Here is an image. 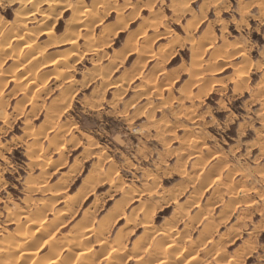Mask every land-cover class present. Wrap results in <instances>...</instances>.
I'll return each mask as SVG.
<instances>
[{
	"label": "rangeland",
	"instance_id": "374dc122",
	"mask_svg": "<svg viewBox=\"0 0 264 264\" xmlns=\"http://www.w3.org/2000/svg\"><path fill=\"white\" fill-rule=\"evenodd\" d=\"M52 1L0 0V264H12L23 217H44V259L85 208L96 224L131 192L156 230L182 235L199 215L182 235L195 264H264V0H63L54 12ZM75 8L92 12L73 47L64 27ZM28 10V30H15ZM109 164L81 196L85 178ZM74 194L82 201L72 209ZM133 203L102 236L132 250L124 264L141 252L132 246L142 229L123 227Z\"/></svg>",
	"mask_w": 264,
	"mask_h": 264
},
{
	"label": "bare ground",
	"instance_id": "6f19581e",
	"mask_svg": "<svg viewBox=\"0 0 264 264\" xmlns=\"http://www.w3.org/2000/svg\"><path fill=\"white\" fill-rule=\"evenodd\" d=\"M25 2H26V0H24ZM30 1H32L33 2V0H30ZM38 1V0H37ZM66 1V0H65ZM98 1V0H97ZM50 2V1H49ZM53 2V1H52ZM79 2V1H78ZM96 1H94V3H95ZM104 2V1H103ZM35 3V2H34ZM55 5V7L52 9V8H50L53 12H54V9L57 7V9H59L60 7H62L63 5H65L66 6V4H65V2H63V0H60V1H58L57 0V2L55 3V2H53ZM79 3H81V2H79ZM99 3V2H98ZM102 3V2H101ZM49 4H51V2L49 3ZM71 4V3H70ZM91 4H93V2L91 3ZM100 4V3H99ZM105 4V3H104ZM35 6V5H34ZM65 6H64V8H65ZM68 6H69V4H68ZM84 6H87V5H84ZM96 6V5H95ZM30 7V6H29ZM77 7H81V6H77ZM69 8V7H68ZM74 9V8H73ZM77 8H75V14H74V17H72V19L70 20V22H68L67 21V19H66V21L68 22V23H65L66 25H65V30H64V34H65V36H66V39L68 40L67 42H69V44L70 45H72L73 47H75L76 46V41H77V38L79 37L77 34H76V31L79 29H81V28H84L85 26H87V25H89L88 24V21L86 20V18L87 17H89V15L91 14V12H89L90 10V8L87 10L86 8H84V9H82V8H80V9H82V10H76ZM96 9V8H95ZM102 9H104V7H102ZM60 10V9H59ZM69 10V9H68ZM67 10V11H68ZM91 10H92V8H91ZM99 10V7H97V11ZM106 10V9H105ZM32 11V10H31ZM51 11V12H52ZM58 11V10H57ZM88 11V13H90L89 15L88 14H86V12ZM137 11V10H136ZM183 11V10H182ZM33 12V11H32ZM50 12V13H51ZM81 12V13H80ZM72 13V12H71ZM21 14V13H20ZM32 13H29V10L28 11H26V12H24L23 14H21V15H19L18 17H17V19L15 20L16 22H15V27H14V29L16 30L17 29V31H19V30H22L21 28H24L23 30H28V29H26L25 28V26H24V22H26V20H28V19H30L28 16H30ZM49 14V13H48ZM48 14H47V17H45V18H43V20L45 21V22H47L48 20H49V17H48ZM53 14V13H52ZM22 15H24L25 17L23 18L22 17ZM71 15V14H70ZM88 15V16H87ZM92 15H95V11H94V13L92 14ZM91 15V20H92V17H94V16H92ZM45 16V15H44ZM59 16V15H58ZM15 17V18H16ZM71 18V17H70ZM191 18V17H190ZM34 19V18H33ZM69 19V18H68ZM89 20V19H88ZM189 20V19H188ZM195 20V19H194ZM42 21V20H41ZM65 21V22H66ZM95 21V20H94ZM40 22V21H39ZM192 19H190L189 21H188V24H190V26H191V24H192ZM49 23V22H48ZM22 24V25H21ZM21 26H24V27H21ZM52 26H53V23H52ZM92 27V26H91ZM14 29H13V31L12 32H14ZM23 30H22V32H23ZM88 31V30H87ZM11 32V33H12ZM16 32V31H15ZM18 33H20V32H18ZM22 34L23 33H20V34H16L15 36V38H16V40L17 41H19V42H21L22 41V38H25L24 37V35H23V37H22ZM52 35V34H51ZM206 35V34H205ZM12 36V35H11ZM24 40V39H23ZM17 41L15 42V43H17ZM62 41V40H61ZM65 41V40H64ZM202 41V40H201ZM14 43V45L16 46L17 44H19V43H17V44H15ZM24 43V42H23ZM192 43V42H191ZM95 44V43H94ZM193 45V44H192ZM192 45H191V47H192ZM31 46V45H30ZM96 46V45H95ZM226 46V45H225ZM240 46V45H239ZM18 47V46H17ZM98 47V46H97ZM12 48V47H11ZM32 48V47H31ZM28 49H30V47H28ZM35 49V48H34ZM39 50V49H38ZM17 51V50H16ZM39 51H41V50H39ZM79 51V50H78ZM85 51H86V49H85ZM100 51V48H96L95 50H93L92 52H90L89 54L92 56V55H96L98 52ZM158 51V50H157ZM30 52H31V50H29V54H30ZM34 52V51H33ZM33 52H31V53H33ZM42 52V51H41ZM41 52H39V53H41ZM70 52H72V51H70ZM35 53V52H34ZM33 53V54H34ZM43 53V52H42ZM215 53V52H214ZM26 55V54H25ZM36 55H38V53H36L35 54V56ZM41 55V54H40ZM53 55V54H52ZM138 56L137 57H139V56H141V55H139V54H137ZM30 56V55H29ZM31 56H32V54H31ZM34 56V61L38 58V56H36L35 57ZM42 56V55H41ZM40 56V58H42ZM69 56V55H68ZM102 56H103V54H102ZM213 56V55H212ZM33 57V56H32ZM47 57V56H46ZM36 58V59H35ZM63 58V57H62ZM65 58V57H64ZM67 58V57H66ZM39 59V58H38ZM43 59V58H42ZM41 59V60H42ZM70 59H71V57H70ZM198 59V58H197ZM40 60V61H41ZM46 60V59H45ZM51 60V59H50ZM19 61V60H18ZM73 61H74V59H73ZM24 62V61H23ZM50 62V61H49ZM48 62V63H49ZM68 62V61H67ZM36 63V62H35ZM35 63H34V65H35ZM43 63H44V61H43ZM65 63V62H64ZM63 63V64H64ZM54 64V63H53ZM69 64V63H68ZM21 65V64H20ZM33 65V64H32ZM38 65V64H37ZM59 65V64H58ZM65 66V65H64ZM108 66V65H107ZM243 67L245 66V65H242ZM136 67V66H135ZM248 66L246 65V68H247ZM93 68V67H92ZM21 69L22 70H24L22 67H21ZM26 69H27V67H26ZM33 69H34V67H33ZM29 70V69H28ZM31 70V69H30ZM244 70L245 69H243V68H236L235 69V72H234V75L235 76H237V77H243V75H244ZM25 71V70H24ZM97 71V70H96ZM156 72H157V70H156ZM192 72V71H191ZM23 74V73H22ZM246 74V73H245ZM26 75V74H25ZM192 75V74H191ZM27 76V75H26ZM35 76V75H34ZM33 76V77H34ZM29 77V76H28ZM230 77V76H229ZM241 77V78H242ZM31 78V77H30ZM192 78V77H191ZM197 78V77H196ZM29 79V78H28ZM27 80V79H26ZM30 80V79H29ZM33 80H34V78H33ZM37 80V79H36ZM203 80V79H202ZM31 82H33V81H31ZM24 83V82H23ZM147 83V82H146ZM34 84V83H33ZM239 85V84H238ZM238 85H236V86H238ZM26 86V85H25ZM27 88V87H26ZM117 89V88H116ZM26 90V89H25ZM117 91V90H116ZM120 91H121V89H120ZM123 91V90H122ZM62 93V92H61ZM139 94V93H138ZM55 108V107H54ZM126 108V107H125ZM144 110V109H143ZM54 113V112H53ZM50 115V114H49ZM51 117V116H50ZM131 117V116H130ZM56 118V117H55ZM47 120H49V119H47ZM50 120H51V118H50ZM49 122V121H48ZM51 123V122H50ZM32 126V125H31ZM35 135L37 136V133H35ZM54 135V134H53ZM57 135V134H56ZM58 136V135H57ZM35 139V138H34ZM33 139V140H34ZM39 139V138H38ZM36 140V139H35ZM50 141H52V140H50ZM70 141V140H69ZM37 143V142H36ZM211 154V153H210ZM199 157V156H198ZM197 157V158H198ZM38 158V157H37ZM36 161V159H34V162ZM113 161V159L112 158H108L107 159V162L108 163H111ZM32 162V161H31ZM34 162H33V164H34ZM35 163H37V161L35 162ZM40 165V164H39ZM195 165V164H194ZM196 166V165H195ZM195 166H192V170L194 171V170H196V167ZM110 167H112V165L111 164H109V165H107V169H104V168H100V170L98 169V171H95L93 174H91L90 176H88V177H86L85 178V180H84V182H83V187L79 190L80 192H81V196L82 195H87L88 193H90V191L91 190H94V188L97 186V184L100 182V181H103L104 180V178H105V176L108 174L107 173V171H108V169L110 168ZM200 170V169H199ZM197 172V171H196ZM42 173V172H41ZM71 174V173H70ZM195 174V173H194ZM63 175V174H62ZM227 176V175H226ZM116 181H117V179H116ZM115 181V182H116ZM112 182V181H111ZM117 182H119V183H121L120 181H117ZM114 183V182H113ZM112 183V184H113ZM200 183V182H199ZM111 184V183H110ZM32 185V184H31ZM116 185H119V184H116ZM112 186V185H111ZM35 187V186H34ZM38 187V186H37ZM36 187V188H37ZM116 187V186H115ZM114 187V189H116ZM118 187H121V186H118ZM29 188V187H28ZM32 186H31V189L30 190H32ZM36 188H33V190H35ZM122 188V187H121ZM120 188V189H121ZM52 189V188H51ZM32 190V191H33ZM117 190V189H116ZM130 190V189H129ZM152 190V189H151ZM37 191V190H36ZM57 191V190H56ZM111 191V190H110ZM112 191H114V190H112ZM111 191V192H112ZM128 191V190H127ZM142 191V190H141ZM53 192V191H52ZM127 193V192H126ZM55 194V193H54ZM57 194V193H56ZM125 194V193H124ZM140 194V193H139ZM180 194V193H179ZM235 194V193H234ZM77 195H79V194H77ZM79 195V196H80ZM52 196V195H51ZM51 196H50V198H51ZM64 196H66V195H64ZM77 197L75 194L71 197V198H69V199H71L72 201V209H73V206H77L81 201H82V197L80 196V197ZM122 196V195H121ZM197 196V195H196ZM54 197V196H53ZM138 194H137V192H131L130 194L128 193L126 196L124 195V197L122 196L121 197V199H119L118 201H116L115 202V204L113 205V207L108 211V212H106L107 214L106 215H103V217L101 218L100 217V220L98 221V223H96V224H90V223H88L90 220V218H91V213H93V212H91V210L92 209H90V207H87V208H85L83 211H82V215H81V217L77 220V222L75 223V224H73V226H75L74 228H78L77 230L76 229H74V231L73 230H71V229H73L72 227H70L71 229V231L72 232H70L71 234H67V237H69V239L68 240H66L67 241V243H65V246H66V253H65V255H63L62 256V258H61V260H60V255L62 254V252L64 251H62V248L61 247H63V246H61V245H63V243L64 242H66L65 240L63 241L62 239H64L63 237H62V239H60L59 241H63L62 243H61V245H56L55 244V242L53 243V241L52 240H50V241H47V243L48 242H51V243H48V245H50V244H52L53 243V245L54 246H51L52 248H50V250H51V252L49 253V254H55L54 256H50L48 253H46L47 255H45V256H43L44 257V259H46V260H44V259H42L40 256L41 255H39V257H38V253L40 252V250H42L43 249V247H44V243L45 242H43V244L42 245H39L41 242H39L38 243V241H40V240H43L44 239V237H45V234H46V225H43V224H45V223H42V221H43V218H42V221H40L41 220V217H40V219L39 218H36V216H35V219H30V216H29V218L28 217H23L24 218V221H25V223H26V228L25 227H23L22 229H23V233H22V235L19 237V236H17V235H15V236H17V237H19V240L18 241H16L15 243H14V241H12V239L9 241L10 243L8 244L9 246H10V248L9 249H11V252H9L10 254H8V256L10 257H12V259H10V262L12 263V264H124V262H123V258H124V256L126 255V254H128V253H125L124 255H122V250L125 248V247H123V249H122V247H121V245L119 244L120 242H116V240H117V238H115V240L114 241H111V242H108V241H103V237L102 236H104L103 234L105 233V232H107L108 230H109V227L111 226V224H112V222L114 221V220H116V219H119V216L122 214L121 212H122V209H123V206L124 205H132V204H134L133 202H137V204L136 205H133V207L132 208H130L131 210L129 211V212H132V213H130L129 214V217H127L126 219H125V222H124V228H126V229H129V230H136V229H134V228H141L142 229V231H141V233L139 234V240H137V241H135V242H133V249L135 248L136 249V251L140 248L141 249V252H140V250L139 251H137L138 253L140 252V254H137L136 252H135V254H134V256L136 257V258H134V259H131V260H137L136 261V263H134V264H195L196 262H199L198 260L199 259H197L198 258V256L196 255V253L193 251L194 250V248H193V244L192 243H189L188 245H185V240H186V238H184L183 236H184V234L186 233V232H189V231H191V229H192V226H193V220L194 219H192V220H189V221H187L188 223H186L185 225H184V228H183V230H181V231H183V233H181L182 235H180V233L179 232H176V233H173L172 232V230L173 229H171L170 227H167V228H165V229H160L159 227V229H157L156 230V228L150 223V220H149V215H148V213H149V209L148 208H146V207H144L143 205H141L142 203H140L139 201H138ZM189 197V196H188ZM193 197V196H192ZM140 198V197H139ZM187 198V197H186ZM29 199V198H28ZM191 199V198H190ZM188 200H189V198H188ZM28 201V200H27ZM46 201V200H45ZM44 202V201H43ZM43 202L41 201V202H39L38 204L39 205H41V203H42V205H44L43 204ZM48 202V201H47ZM67 202V201H66ZM125 202H127V203H125ZM186 202V201H185ZM191 202H193V201H191ZM70 203V202H69ZM96 203V202H95ZM146 204V203H145ZM189 204V203H188ZM193 204V203H192ZM91 205V204H90ZM95 205V204H94ZM65 206H66V204H65ZM40 207V206H39ZM43 207V206H42ZM44 208L45 207H43V210H44ZM184 208V207H183ZM34 209V208H33ZM46 209V208H45ZM125 209V208H124ZM179 210H180V212H182V213H184L183 212V209H181L180 208V206H179V208H178ZM38 209L36 208V211H37ZM46 210H48V209H46ZM198 210H199V208H198ZM35 210L33 211V212H36ZM39 211H40V209H39ZM73 211H75V210H73ZM200 211V210H199ZM69 212H70V210H69ZM179 212V211H178ZM31 213V212H30ZM39 214L40 212H36V213H32V214ZM42 213V212H41ZM40 213V216H43V213H45V212H43L42 214ZM55 213H57V212H55ZM67 213V212H66ZM70 213H72V212H70ZM186 213V212H185ZM184 213V214H185ZM31 214V216H33ZM38 214H37V217H39L38 216ZM125 214V213H124ZM196 215H197V213H195ZM198 214H200V212L198 213ZM22 215V214H21ZM25 215V214H24ZM94 215V214H93ZM183 215V214H182ZM182 215H181V217H182ZM186 215V214H185ZM193 215V214H192ZM55 216V215H54ZM59 216V215H58ZM178 217H180L179 215H177ZM184 216V215H183ZM194 216V215H193ZM203 216V215H202ZM56 217V216H55ZM124 217V216H123ZM176 217V216H175ZM195 217H197V216H194V218ZM198 217H199V215H198ZM198 217H197V219H198ZM52 218V217H51ZM57 218V222H56V220H55V222L56 223H58V219H60V217L58 218V217H56ZM95 218V217H94ZM18 219V218H17ZM66 219V218H65ZM196 219V218H195ZM197 219H196V221L194 220V222H197ZM95 220V219H94ZM173 220H175V218L174 219H172L171 221H173ZM24 221H22L21 223H22V225L24 224L23 222ZM93 221V220H92ZM178 221V220H177ZM28 222V223H27ZM115 222V221H114ZM21 223H20V225H21ZM64 223V222H63ZM88 223V224H87ZM55 224V223H54ZM173 224H175V222L173 223ZM48 225V224H47ZM57 225V224H56ZM24 226V225H23ZM58 226V225H57ZM174 226V225H173ZM48 227V226H47ZM122 227V228H123ZM161 227H162V225H161ZM123 228V229H124ZM55 229V228H54ZM123 229H120V231L118 232L119 233V235H122L123 233H122V231H123ZM206 229V228H205ZM70 230H68V232L70 231ZM22 231V230H21ZM20 231V232H21ZM161 233V234H160ZM106 234V233H105ZM157 234H160L161 235V237H156V239L154 240V241H152L151 240V238H153L154 236H156ZM205 234H206V231H202V236L204 235L205 236ZM64 235V234H63ZM118 236V235H117ZM17 237H16V239H17ZM67 237H66V239H67ZM182 237L185 239V240H183L182 239ZM48 238V237H47ZM93 239V244H95L94 246H97L98 247V249L93 253L94 255H92V254H89L88 253V250L90 249V248H88L89 247V245H90V239ZM147 238H149L148 240H147ZM121 239V238H120ZM140 239L142 240V242H140ZM147 240V241H146ZM44 241V240H43ZM55 241H57V240H55ZM96 241H98V243L96 242ZM145 241H146V243H145ZM188 241V240H187ZM200 241V240H199ZM7 242V241H6ZM12 242V243H11ZM105 242H108L109 244H107V246H106V244H105ZM114 242V243H113ZM137 243H141V245L137 248ZM214 243V242H213ZM6 244V243H5ZM10 244H12V245H10ZM34 244H35V246H34ZM93 244H91V245H93ZM8 245H5V246H8ZM47 245V246H48ZM33 246V247H32ZM50 247V246H49ZM91 249H92V247H91ZM49 250V249H48ZM125 250V249H124ZM99 251H101V253L102 252H104V253H102L103 254V256H101L100 258H99V256H98V254H97V252H99ZM126 251V250H125ZM128 251H130V249L128 250ZM128 251H126V252H128ZM132 251V250H131ZM131 251H130V255L131 256H133L132 254H131ZM100 253V254H101ZM101 254V255H102ZM129 255V254H128ZM127 255V256H128ZM2 256V255H1ZM48 256H50L49 258H48ZM96 256H98V260H97V258H96ZM126 256V257H127ZM10 257V258H11ZM45 257H47V258H45ZM133 258V257H132ZM12 260V261H11ZM127 260V259H126ZM125 260V261H126ZM5 261V260H4ZM102 262V263H101ZM126 264V263H125ZM198 264V263H197Z\"/></svg>",
	"mask_w": 264,
	"mask_h": 264
},
{
	"label": "crops",
	"instance_id": "0c3cea01",
	"mask_svg": "<svg viewBox=\"0 0 264 264\" xmlns=\"http://www.w3.org/2000/svg\"><path fill=\"white\" fill-rule=\"evenodd\" d=\"M195 210H196V209H195ZM120 228H121V227H120ZM120 228H119V229H120ZM202 228H204V225H203ZM194 229H195V228H194ZM118 231H119V230H118ZM118 231H117V232H118ZM117 232H116V233H117ZM199 234H200V232H199ZM199 234H198V236H199ZM198 236H197V238H198ZM192 239H193V238H192ZM193 240H194V239H193ZM207 250H208V249H207ZM205 253H206V251H205Z\"/></svg>",
	"mask_w": 264,
	"mask_h": 264
}]
</instances>
